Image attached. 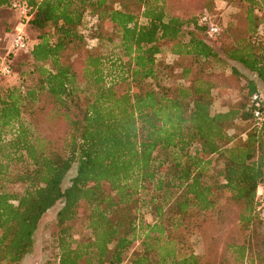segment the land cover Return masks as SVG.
Here are the masks:
<instances>
[{
    "label": "trees",
    "instance_id": "1",
    "mask_svg": "<svg viewBox=\"0 0 264 264\" xmlns=\"http://www.w3.org/2000/svg\"><path fill=\"white\" fill-rule=\"evenodd\" d=\"M10 1L0 0V9ZM15 1L38 35L25 52L31 87L0 89V264L30 254L40 219L58 203L56 264H209L186 238L224 205L239 207L238 229L247 235L226 245L230 264H264V220L254 202L264 182V125L249 103L259 94L256 83L264 85L263 18L249 8L244 31L222 37L224 60L254 80L234 104L211 112L218 53L198 18L212 0L198 17L170 9V0ZM84 13L94 19L88 36L79 32ZM100 24L118 40L111 57L98 52ZM187 26L192 31L184 34ZM162 49L179 71L172 86L156 81L172 67L156 60ZM87 90L91 100L80 108ZM57 124L64 125L60 136L52 133ZM160 152H170L171 163H158L156 176ZM81 205L89 237L76 241L72 222ZM138 205L150 222L140 219Z\"/></svg>",
    "mask_w": 264,
    "mask_h": 264
},
{
    "label": "rangeland",
    "instance_id": "2",
    "mask_svg": "<svg viewBox=\"0 0 264 264\" xmlns=\"http://www.w3.org/2000/svg\"><path fill=\"white\" fill-rule=\"evenodd\" d=\"M206 0H170L168 7L170 9H182L189 12V14L195 17L199 16L205 7ZM208 15L211 22L217 24L222 32L219 36L212 39H207V43L214 48L218 53V59L212 61L210 72L212 80L216 83L211 90V112L223 111L227 106H231L237 100L238 97L246 94V85L249 80H254V77L248 74L240 66L235 65L232 62L225 61L222 56L221 40L225 35L240 34L244 31L246 11L252 8L254 14L261 16L264 20V1L252 0L247 2L246 0H212L210 4ZM93 18L84 13L82 23L79 28V32L84 36L89 35V26L93 23ZM18 18L17 15L9 8L0 9V60L6 62L9 65L11 74L7 77L0 79V89H4L9 86H21L24 88H30L33 79L26 76L31 65L27 62V54L25 52H15L10 50V39L17 27ZM106 24H100L97 30H100L101 39L98 42L88 41L89 46L96 43L98 52L111 57L118 53V40L115 38V33L108 29ZM94 28V27H93ZM93 31V30H92ZM191 27L187 26L183 28L184 34L191 32ZM28 44L32 45L36 42L38 32L26 25L23 29ZM87 35V36H88ZM258 41L264 45V23L258 28ZM186 39V37H185ZM156 60L168 66H172L168 73L160 74L156 81L160 86H172L178 82V69L174 68V57L170 55L166 49H162L161 52L156 55ZM235 70L236 74L232 71ZM90 90L83 91L79 94L78 104L80 108H83L85 104L90 102ZM256 92H258L264 101V85L256 83ZM240 128L250 129L248 123H237ZM238 131L237 129H235ZM64 132V125L57 124L53 128V135L60 136ZM232 131H229L228 134ZM244 133L237 137L243 139ZM194 146L189 148L192 152ZM154 166L159 168L158 163L162 167H167L171 163L170 152H160L154 155ZM218 168V165L215 166ZM159 173L156 172V176ZM74 174V167H72L67 173L63 186L68 185L69 179ZM60 207V204H56L50 209L41 219L38 227L33 236V247L29 255L25 256L19 264H56V237L57 230L53 223V216L56 210ZM222 213L210 214L204 220L201 225V233H192L186 238V242L189 245V250L194 255L201 258L203 263L209 264H230L232 258L228 256L226 252V245L232 242H240L243 238H246V233L238 229V206L224 205L222 207ZM85 215L86 208L81 205L78 209V216L76 220L72 222L71 236L73 240H84L89 237V232L85 227ZM138 216L144 222H150V215L147 207L138 205ZM199 218V217H198ZM200 219V218H199ZM138 241H135L130 247L127 256L136 252V245ZM125 263V260H124ZM122 263V264H124Z\"/></svg>",
    "mask_w": 264,
    "mask_h": 264
},
{
    "label": "built area",
    "instance_id": "3",
    "mask_svg": "<svg viewBox=\"0 0 264 264\" xmlns=\"http://www.w3.org/2000/svg\"><path fill=\"white\" fill-rule=\"evenodd\" d=\"M12 12L17 15L18 23L14 33L10 39V50L15 52H27L30 48L28 40L23 33L24 27L29 20L28 9L20 2L11 0L9 7ZM200 26L204 27L206 36L210 39L217 36L220 32L219 28L211 22L210 17L207 14H202L198 18ZM10 75L9 65L3 60H0V78ZM251 106L252 118L258 125H264V101L259 94H252L249 98ZM255 211L260 219L264 220V182L260 183L255 190L254 194Z\"/></svg>",
    "mask_w": 264,
    "mask_h": 264
}]
</instances>
